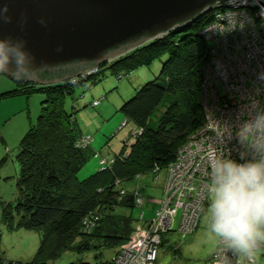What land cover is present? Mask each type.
I'll use <instances>...</instances> for the list:
<instances>
[{
    "label": "trees",
    "instance_id": "trees-1",
    "mask_svg": "<svg viewBox=\"0 0 264 264\" xmlns=\"http://www.w3.org/2000/svg\"><path fill=\"white\" fill-rule=\"evenodd\" d=\"M213 14V10H205L191 20L178 23L97 65V71L84 78L52 83L13 79L16 82L13 88L0 90V99L36 90L45 95L36 122L30 124L17 146L19 175L14 201L5 203L1 209L3 219L9 224L38 230L40 243L29 261L8 260L0 253V264H50L66 248L77 250L82 241L90 243L91 236L95 247L98 244L117 247L129 238L137 226L133 225L131 214H119L116 208L137 205L136 188L142 199L138 206L142 205L143 197L139 185L127 190L120 185L121 181L149 170L159 176V170L175 159L179 147L203 124L201 82L209 42L200 30ZM162 56L165 58L159 75L144 82L119 106L135 125L131 131L137 133L130 132L132 141L111 156L114 159L110 164L100 163L97 170L79 179L76 174L86 160V146L76 145L82 133L64 108L65 96L73 93L76 83L99 76V72L103 74V67L117 73ZM143 214L142 210L141 219ZM179 214L180 210L175 220ZM114 219L117 226H113ZM77 238L80 241L72 245ZM68 264L90 262L78 260Z\"/></svg>",
    "mask_w": 264,
    "mask_h": 264
},
{
    "label": "rangeland",
    "instance_id": "rangeland-1",
    "mask_svg": "<svg viewBox=\"0 0 264 264\" xmlns=\"http://www.w3.org/2000/svg\"><path fill=\"white\" fill-rule=\"evenodd\" d=\"M259 19L257 18V21ZM255 45L256 49L261 48V43ZM164 58L165 56H162L149 64L138 65L129 70H120L117 73L110 71L108 67H103V74L99 72V76L76 83L73 93L65 96L64 108L71 114L76 128L81 133L92 136L90 144L84 148L86 160L76 174L79 179L97 170L102 156L109 158L118 153L122 147H127L132 141L133 135L130 132L135 125L129 119L121 124L126 116L119 110V106L124 100L130 98L144 82L159 75ZM82 73L70 78L81 77ZM15 83L9 75L0 74V90H5L1 88H6V90L13 88ZM216 87L220 93L223 92L219 81L216 82ZM44 96L42 91L36 90L29 94L0 99V253L8 260L29 261L40 243L38 230L9 224L3 219L1 209L5 203L14 201L16 181L19 175V163L15 156L17 146L30 124L36 122L40 112V102ZM97 99L98 103L92 104ZM255 99L256 97L251 103L257 102ZM95 152L98 154L94 155ZM164 182L165 169L159 171L157 177L153 171L149 170L121 181L120 185L127 190L139 185L143 203L141 206L132 207L120 205L116 208V212L131 214L134 224L141 221L142 210L144 218H151L160 204ZM208 203L209 201L196 226L193 227V231L182 235L179 231L185 230L177 229L178 222L175 220L172 231L161 232L157 241L151 242V249L154 246L157 247L151 264H214V251L218 239L211 237L208 232L209 220L206 214ZM112 222L113 226L118 225L116 219ZM143 224L140 226H144ZM88 239L90 243L82 241L83 245H79L77 250L76 247L75 249L66 248L54 258L53 264H68L78 260L89 261L90 264H104L105 261L110 260L111 264H115L117 257H113L116 251L125 249V240L117 247L116 245L100 246L99 244L95 247L92 244V236ZM79 241L80 238H77L72 245ZM255 257L254 264H264V244L255 251Z\"/></svg>",
    "mask_w": 264,
    "mask_h": 264
},
{
    "label": "built area",
    "instance_id": "built-area-1",
    "mask_svg": "<svg viewBox=\"0 0 264 264\" xmlns=\"http://www.w3.org/2000/svg\"><path fill=\"white\" fill-rule=\"evenodd\" d=\"M210 10L214 13L212 19L200 30L209 42L208 61L201 82L203 124L189 135L175 159L165 168L163 195L155 215L145 220L144 226L139 225L131 231L125 249L116 251L113 257H117L115 264L153 263L157 247L151 249V242L157 241L161 232L172 228L178 210L177 229L185 230L179 232L191 231L196 226L208 201L205 186L210 179L209 158L224 152L239 160L243 149L236 131L249 118L248 113H254L258 107L264 108V10L261 0L217 1ZM256 43H261V48L256 49ZM97 69V65L86 69L81 77ZM215 80L223 85L222 93ZM254 97L257 102L251 103ZM97 103L98 99L92 102ZM91 138L90 134L82 133L76 145L88 146ZM113 159L102 156L100 162L108 165ZM134 195V202L140 205L142 199L137 188ZM214 254V264H238L240 261V257L219 240ZM248 262L246 258L243 260V264Z\"/></svg>",
    "mask_w": 264,
    "mask_h": 264
},
{
    "label": "water",
    "instance_id": "water-1",
    "mask_svg": "<svg viewBox=\"0 0 264 264\" xmlns=\"http://www.w3.org/2000/svg\"><path fill=\"white\" fill-rule=\"evenodd\" d=\"M217 1L224 0H4L0 37L29 53L21 80L52 83L113 59Z\"/></svg>",
    "mask_w": 264,
    "mask_h": 264
},
{
    "label": "clouds",
    "instance_id": "clouds-1",
    "mask_svg": "<svg viewBox=\"0 0 264 264\" xmlns=\"http://www.w3.org/2000/svg\"><path fill=\"white\" fill-rule=\"evenodd\" d=\"M29 58L26 50L0 37V74L19 81ZM248 115L236 131L240 159L224 152L210 157L205 186L209 235L239 256L238 264L245 258L254 264L255 251L264 244V108Z\"/></svg>",
    "mask_w": 264,
    "mask_h": 264
},
{
    "label": "crops",
    "instance_id": "crops-1",
    "mask_svg": "<svg viewBox=\"0 0 264 264\" xmlns=\"http://www.w3.org/2000/svg\"><path fill=\"white\" fill-rule=\"evenodd\" d=\"M11 86H12V85H11ZM1 89H4V88H1ZM124 214H127V213H124ZM147 218H149V217H145V218H144V215H143V218L141 219V221H139L137 224H134V223H133V225H134V226L141 225V224H143V223L145 222V220H147ZM210 257H211V256H210ZM50 264H53V262L51 261Z\"/></svg>",
    "mask_w": 264,
    "mask_h": 264
},
{
    "label": "bare ground",
    "instance_id": "bare-ground-1",
    "mask_svg": "<svg viewBox=\"0 0 264 264\" xmlns=\"http://www.w3.org/2000/svg\"><path fill=\"white\" fill-rule=\"evenodd\" d=\"M261 4H262L263 10H264V0H261Z\"/></svg>",
    "mask_w": 264,
    "mask_h": 264
}]
</instances>
